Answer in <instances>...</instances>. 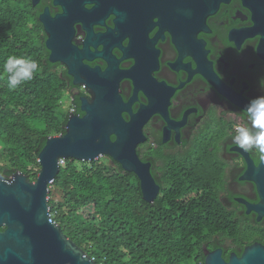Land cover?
I'll list each match as a JSON object with an SVG mask.
<instances>
[{
    "label": "flooded vegetation",
    "instance_id": "flooded-vegetation-1",
    "mask_svg": "<svg viewBox=\"0 0 264 264\" xmlns=\"http://www.w3.org/2000/svg\"><path fill=\"white\" fill-rule=\"evenodd\" d=\"M13 1L45 48L55 36L86 71L110 70L130 110L122 113L126 122L141 109L144 142L136 154L158 195L178 185L193 193L187 176L213 168L214 190L233 224L229 236L213 237L218 246L207 252L221 249L227 261L250 245L264 247V215L251 209L261 202L258 189L242 179L249 166L257 171L264 137L253 116L227 98L264 113V31L251 1ZM53 65L68 82V95L89 98L64 64Z\"/></svg>",
    "mask_w": 264,
    "mask_h": 264
},
{
    "label": "trees",
    "instance_id": "trees-1",
    "mask_svg": "<svg viewBox=\"0 0 264 264\" xmlns=\"http://www.w3.org/2000/svg\"><path fill=\"white\" fill-rule=\"evenodd\" d=\"M28 23L24 9L0 0V176L35 180L47 139L65 133L71 109L82 113ZM189 175L193 193L178 185L148 204L137 178L109 157L69 159L51 185L58 199L49 200L50 214L95 264H205L204 250L218 246L213 237L229 236L233 222L214 190L213 168Z\"/></svg>",
    "mask_w": 264,
    "mask_h": 264
},
{
    "label": "water",
    "instance_id": "water-1",
    "mask_svg": "<svg viewBox=\"0 0 264 264\" xmlns=\"http://www.w3.org/2000/svg\"><path fill=\"white\" fill-rule=\"evenodd\" d=\"M249 1L256 10L258 27L264 31V0ZM54 39L55 36L50 35L46 42L49 62L64 64L73 77V85L85 89L89 98H79L82 116L70 114L63 135L47 139L38 155L40 169L35 181L21 172L14 173L9 179L0 176V264H95L63 234L56 222L49 220V186L59 173L60 161L71 159L87 163L109 157L125 172L136 176L144 202L152 204L159 193L148 165L136 154V147L144 142L141 109L131 114L130 121L126 122L122 113L130 110L118 95V80L109 78L110 70L104 73L96 69L86 71L78 63L76 53L71 49L67 51ZM227 98L253 116L264 137V113L252 106L241 105L229 95ZM263 164L264 157L257 171H249V166L242 177L255 182L261 202L251 209L262 215L264 173L260 169ZM204 251L205 264H264V247L259 244L246 247L240 256L231 254L227 261L221 257V249Z\"/></svg>",
    "mask_w": 264,
    "mask_h": 264
},
{
    "label": "rangeland",
    "instance_id": "rangeland-1",
    "mask_svg": "<svg viewBox=\"0 0 264 264\" xmlns=\"http://www.w3.org/2000/svg\"><path fill=\"white\" fill-rule=\"evenodd\" d=\"M64 101H65V105L69 104V103H68V100H67V97L64 98ZM34 171L36 172V171H37V168H35ZM31 181H34V180H31ZM49 190H50V192H51V194H52L51 198L48 197L49 200H57V199H58V196H57L56 193L53 191L54 189L51 188V186H50V187H49Z\"/></svg>",
    "mask_w": 264,
    "mask_h": 264
},
{
    "label": "built area",
    "instance_id": "built-area-1",
    "mask_svg": "<svg viewBox=\"0 0 264 264\" xmlns=\"http://www.w3.org/2000/svg\"><path fill=\"white\" fill-rule=\"evenodd\" d=\"M70 112L73 113V112H74V109H71ZM59 165H60V166H63V165H64V161H60V162H59ZM49 220L52 222V217H51V215H50V219H49ZM92 260H93V259H92Z\"/></svg>",
    "mask_w": 264,
    "mask_h": 264
},
{
    "label": "clouds",
    "instance_id": "clouds-1",
    "mask_svg": "<svg viewBox=\"0 0 264 264\" xmlns=\"http://www.w3.org/2000/svg\"><path fill=\"white\" fill-rule=\"evenodd\" d=\"M82 89H83V88H82ZM70 113H71V112H70ZM73 113H74V112H73ZM73 113H71V114H73ZM59 166H60V165H59ZM60 167H61V166H60ZM34 181H35V180H34ZM51 185H52V184H51ZM51 185H50V186H51ZM50 186H49V187H50ZM50 215H51V214H50ZM52 221H53V220H52Z\"/></svg>",
    "mask_w": 264,
    "mask_h": 264
}]
</instances>
